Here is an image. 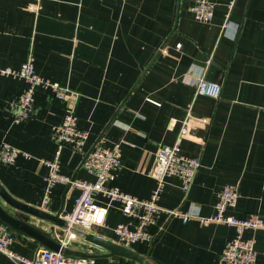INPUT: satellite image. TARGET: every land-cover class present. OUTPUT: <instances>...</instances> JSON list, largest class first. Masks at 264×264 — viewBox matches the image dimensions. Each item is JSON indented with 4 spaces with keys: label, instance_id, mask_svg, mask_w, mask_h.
Instances as JSON below:
<instances>
[{
    "label": "crops",
    "instance_id": "obj_1",
    "mask_svg": "<svg viewBox=\"0 0 264 264\" xmlns=\"http://www.w3.org/2000/svg\"><path fill=\"white\" fill-rule=\"evenodd\" d=\"M193 1L0 0V68L18 69L31 55L39 77L78 93L68 103L87 138L82 151L62 145L61 173L94 181L79 164L102 132L98 143L120 148V165L107 185L146 199L156 186L150 175L156 151L173 145L189 118L190 132L179 147L198 157L199 168L185 192L179 177H166L158 204L209 215L221 187L236 183L237 202L227 213L264 220V0H210L214 12L207 22L194 19ZM200 75L221 84L218 98L196 94ZM25 85L17 75L0 73V144L20 151L14 163H0V183L27 204L55 213L63 203L62 212L70 211L80 189L56 183L48 193V167L41 162L55 155L50 135L63 118L64 103L51 97L49 85L37 86L34 115L14 121L9 104ZM95 198L106 203L99 194ZM0 203L54 237L63 233V227ZM117 206L110 205L105 224L90 232L124 245L114 226L136 220ZM146 230L150 239L124 246L150 264H224L221 251L235 234L222 223L165 213ZM15 233L11 246L19 255L32 258L42 247ZM245 236L256 238L255 264H264V230L249 229ZM67 248L76 256L108 253L84 235ZM94 259V264H139L121 255ZM0 264L25 263L0 252Z\"/></svg>",
    "mask_w": 264,
    "mask_h": 264
},
{
    "label": "built area",
    "instance_id": "obj_2",
    "mask_svg": "<svg viewBox=\"0 0 264 264\" xmlns=\"http://www.w3.org/2000/svg\"><path fill=\"white\" fill-rule=\"evenodd\" d=\"M126 1V0H120ZM190 11L194 19L207 22L213 18L214 3L210 0H194L190 5ZM224 28L227 23H224ZM3 75H17L25 80L26 85L9 104L10 114L14 121H21L34 115V91L37 86L49 85L52 88L51 97L64 103V115L62 120L54 125L51 138L57 143L55 155L50 160L42 159L41 162L48 167L45 176L46 191L49 193L51 187L56 183L75 186L80 189L75 198L74 205L70 211L62 212L61 217L66 224L63 233L56 235V240L67 247L70 241L79 235L90 232L93 225L105 224L109 206L117 204L118 210L125 216L136 220L135 224L117 223L114 232L124 245H130L136 241L150 239L146 226L154 223L159 213H165L168 217H179L187 221L196 217L199 222L222 223L233 227L235 234L228 240L220 254V262L224 264H255L257 258L256 238L246 237L245 231L249 229L264 230V220L257 215H248L244 218L235 217L227 213V210L235 206L238 198V186L236 183H225L219 190L214 205V212L209 215H201L197 211L182 212L176 208H165L158 204V199L165 186V179L169 176H177L181 180L182 190L189 189L193 178L199 168L200 160L195 156H188L181 152L179 141L190 132L189 118L183 120L177 140L173 145H162L155 154L154 164L150 175L156 180V186L150 197L140 199L129 193L121 191L118 187L107 185L115 178V170L120 165V148L106 146L97 143L89 153L82 166L95 176L94 181L73 178L63 174L59 169V157L62 145H68L76 151H82L87 138V131L77 126L74 104L68 103L71 95L74 98L78 93L69 87L57 82L49 83L39 77L33 66V58L30 55L18 69L0 68ZM221 84L207 80L200 75L195 83L196 94L218 98L221 93ZM206 123L207 119H201ZM20 151L6 143L0 144V163H14ZM101 195L106 199L105 204H100L95 195ZM16 233L0 221V252L13 260L25 264H94L92 256L68 255L61 251H53L40 247L32 258L24 257L12 249V243ZM261 253L264 255V246Z\"/></svg>",
    "mask_w": 264,
    "mask_h": 264
},
{
    "label": "water",
    "instance_id": "obj_3",
    "mask_svg": "<svg viewBox=\"0 0 264 264\" xmlns=\"http://www.w3.org/2000/svg\"><path fill=\"white\" fill-rule=\"evenodd\" d=\"M110 122L111 121L107 123L106 127L109 125ZM101 135L102 132L98 135V137L89 147V149L84 153L83 158L79 164V168L82 166L83 162L85 161L89 153L94 149V147L100 140ZM72 177L74 178V176ZM68 187L69 185H66V189ZM0 199L8 207L15 209L26 215L38 218L40 220L46 221L48 223H51L59 227H64L66 224L65 220L61 217L63 211V203L55 213L48 212L42 208L27 204L23 201L16 199L4 188V186L1 183H0ZM0 221L3 222L8 228H10L13 231L34 238L39 243V245L44 248L53 251H61L65 254H70L68 248L63 247L50 232L45 231L40 227L33 225L32 223H29L22 217H18L17 215L12 213L9 209H7L5 206H3L1 203H0ZM84 238L87 241H90L108 250V253L106 254H100V255L94 254L88 256L110 257L113 255H121L130 259H135L139 264H150L144 256L138 254L137 252L131 250L130 248L124 245H120L113 241L104 239L91 232L85 233Z\"/></svg>",
    "mask_w": 264,
    "mask_h": 264
}]
</instances>
